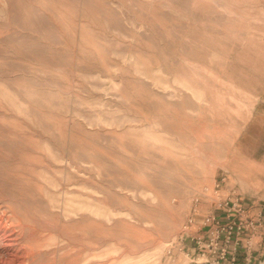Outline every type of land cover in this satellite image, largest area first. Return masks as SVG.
<instances>
[{"label":"rangeland","instance_id":"obj_1","mask_svg":"<svg viewBox=\"0 0 264 264\" xmlns=\"http://www.w3.org/2000/svg\"><path fill=\"white\" fill-rule=\"evenodd\" d=\"M217 188L264 206V0H0V264H163Z\"/></svg>","mask_w":264,"mask_h":264},{"label":"built area","instance_id":"obj_2","mask_svg":"<svg viewBox=\"0 0 264 264\" xmlns=\"http://www.w3.org/2000/svg\"><path fill=\"white\" fill-rule=\"evenodd\" d=\"M205 196L208 212L200 214L203 201L197 196L181 232L167 243L163 264H260V216L232 192L217 188Z\"/></svg>","mask_w":264,"mask_h":264},{"label":"crops","instance_id":"obj_3","mask_svg":"<svg viewBox=\"0 0 264 264\" xmlns=\"http://www.w3.org/2000/svg\"><path fill=\"white\" fill-rule=\"evenodd\" d=\"M228 192H232L234 193L236 196H238L239 198L242 199L243 204L245 206H247L250 210H251V214L253 216H260V218L263 221V226L261 229V234H262V242L261 245L258 247V256L260 258V260H262V258L264 257V206H262L257 199L253 200L248 198L247 196L242 195V193H238L236 189L234 188H227L226 193ZM208 208V207H206Z\"/></svg>","mask_w":264,"mask_h":264},{"label":"water","instance_id":"obj_4","mask_svg":"<svg viewBox=\"0 0 264 264\" xmlns=\"http://www.w3.org/2000/svg\"><path fill=\"white\" fill-rule=\"evenodd\" d=\"M260 264H264V257H263L262 260L260 261Z\"/></svg>","mask_w":264,"mask_h":264}]
</instances>
